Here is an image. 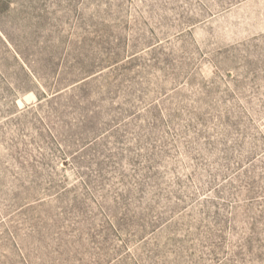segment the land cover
<instances>
[{"label": "rangeland", "instance_id": "rangeland-1", "mask_svg": "<svg viewBox=\"0 0 264 264\" xmlns=\"http://www.w3.org/2000/svg\"><path fill=\"white\" fill-rule=\"evenodd\" d=\"M0 264H264V0H0Z\"/></svg>", "mask_w": 264, "mask_h": 264}]
</instances>
